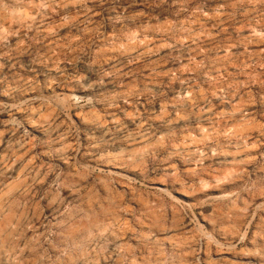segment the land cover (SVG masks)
<instances>
[{
	"label": "rangeland",
	"instance_id": "1",
	"mask_svg": "<svg viewBox=\"0 0 264 264\" xmlns=\"http://www.w3.org/2000/svg\"><path fill=\"white\" fill-rule=\"evenodd\" d=\"M0 264H264V0H0Z\"/></svg>",
	"mask_w": 264,
	"mask_h": 264
}]
</instances>
